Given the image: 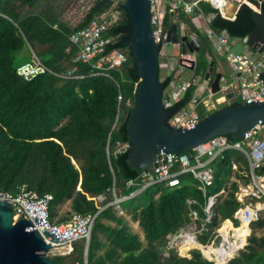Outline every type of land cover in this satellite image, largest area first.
Returning <instances> with one entry per match:
<instances>
[{
  "label": "trees",
  "instance_id": "obj_1",
  "mask_svg": "<svg viewBox=\"0 0 264 264\" xmlns=\"http://www.w3.org/2000/svg\"><path fill=\"white\" fill-rule=\"evenodd\" d=\"M106 3V0L98 2L82 22L70 27L60 20L54 6L42 5L40 0H0V191L17 195L23 186H27L39 196L53 195L54 201L50 206L52 222L57 208L68 201L72 202L73 212L96 214L99 210L94 198L106 195L110 201L113 187L118 195L128 194L127 182L140 174L139 170L130 166L128 152L112 156L110 163L106 150L119 112L121 120L112 132V147L130 142L128 121L134 105L135 87L139 82L132 51L124 46L132 35L129 31L130 19L124 7L120 6L121 21L108 32V36L117 38V42L110 45L106 52L126 50L128 62L121 70L109 71L110 77L91 75L100 71L92 64L83 63L78 65L76 74L85 75L84 79L62 80L53 75H43L27 82L17 74L18 67L31 59V54L23 58L21 53L25 50L30 52V48L51 70L66 72L78 51L71 42V36L87 28L94 18L106 12L109 8ZM200 7L206 16H212L209 27L218 35L227 32L233 39H245L256 28L252 10L246 5L241 7L235 20L223 18L206 2H201ZM261 9L264 11V1ZM171 16L170 13L165 15L166 29L173 25ZM211 51L210 41L204 38L197 53L195 77H204L210 69L214 70L216 61L211 64L208 57L213 54ZM171 82V78L164 81L165 89ZM195 90L196 86H191L175 106L179 109L188 106ZM119 96H122L121 102ZM237 104H240L239 100L225 104L221 109ZM198 112L202 120L209 116L205 114L204 107H200ZM227 137L233 140L230 135ZM234 163H243L248 168L244 155L234 151L226 152L215 163L216 181L209 195L220 192L228 184ZM181 180L182 186L178 189L156 188L148 193L150 201L147 205L140 204L146 191L124 207L125 213L132 212L131 221L142 229L145 242L130 228L126 219L128 216L119 215L113 208L103 210L93 229L89 262L214 264L212 260L205 259L199 250L191 251L192 255L187 258H179L175 254L165 257L162 254L168 235L191 223L188 199L199 201L200 206L195 208L200 217H204L206 199L198 183L192 176H184ZM244 180L246 184L250 181L247 176ZM231 188L215 206L216 217L211 229L225 220H231L235 228L241 226L235 217L241 206L235 197L239 184L233 182ZM133 211L136 213L133 214ZM262 217L251 228L264 226ZM250 234L249 230L235 247L236 254H232L231 258L246 245ZM206 239L199 241L205 244ZM200 248L202 246L195 249ZM75 249L78 250L77 245ZM101 250H104L103 254L98 255ZM84 251L85 244H82V256ZM56 262L64 264L61 260ZM228 264H264V238L251 236L246 251Z\"/></svg>",
  "mask_w": 264,
  "mask_h": 264
},
{
  "label": "built area",
  "instance_id": "obj_2",
  "mask_svg": "<svg viewBox=\"0 0 264 264\" xmlns=\"http://www.w3.org/2000/svg\"><path fill=\"white\" fill-rule=\"evenodd\" d=\"M150 3L151 12V26L156 42H161L162 47L159 54L160 68L165 71V75L161 77L162 82L167 78H174V73L177 75L185 74L186 71L192 70L193 64L196 66V59L192 62L188 60L187 53H180L182 65L185 70H177L174 64L178 61L177 58L171 56L167 57L168 61L164 64L163 58H166V47L168 31L164 27L165 12L160 0H148ZM201 2H206L211 5L221 16L227 17V10L229 7L238 6L241 8L246 5L252 8L256 5L258 0H194L191 2L185 0H177L169 13L175 16L179 9L187 15H197L198 19H204L205 15L200 7ZM122 0L117 2L116 10L114 12H104L98 17L94 18L89 26L71 36L72 44L78 49L74 58L71 61L70 67L66 72L57 73L51 70L37 55V53L30 48L31 59L29 62L20 65L17 69V74L22 79L30 82L39 76L53 75L62 80L69 79H84L85 75H77L78 65L92 64L93 67L100 72L92 73L91 75H105L109 76V71L121 70L128 62V55L123 50H114L107 53V48L117 42V38L109 37L108 32L111 28L118 25L122 19V12L120 11ZM230 19V18H228ZM235 19V18H232ZM209 41L214 49V52L225 60L232 72L236 73L234 82L228 83L225 77L221 81V89L217 95L212 93L211 81L206 80L205 76L195 77L193 74V82L182 83L176 86V82L172 81L170 86L164 91L163 104L165 108L174 107L184 96L185 92L191 87L196 86L193 98L188 106L179 110L169 118L167 124L173 129H193L200 122L201 117L198 112L200 107H204L205 114L211 115L217 112L224 104L218 103L220 97L226 99V104L239 100L240 104H254L264 103V43H256L251 45L250 38L233 39L227 32L221 35L216 34L212 30L208 31ZM242 45L247 49H242ZM257 48L254 49V46ZM211 64L212 59L209 58ZM185 61H188L186 63ZM195 68H193L194 70ZM110 77V76H109ZM182 80V77H178ZM205 79V87L200 85V82ZM209 92L208 100L205 95ZM234 94L235 97L228 100V96ZM219 96L215 103L210 102V97ZM122 96H119L121 102ZM228 102V103H227ZM130 105V102H128ZM120 122V112L112 127V132L118 128ZM112 132L107 141V157L111 163L112 156H118L129 152L131 143H118L114 148L112 147L111 139ZM234 151L243 154L248 160V168L244 173H240V180L247 176L249 182L246 184L239 183V189L235 193L237 201L241 204L235 217L239 220L241 226L235 228L231 220L222 221L218 226L211 229L215 214V206L222 196L229 192L231 183L227 184L222 190L214 195H209L210 189L214 187L216 181V167L215 163L223 157L226 152ZM157 167H153L147 172H140V174L129 180L126 184V189L129 191L126 195H118L115 187L111 190L112 199L108 201L106 195H101L94 198L97 202L98 212L96 214L82 215L76 212H71L67 222L58 224L50 220V206L54 201V196L47 194L39 196L36 192L23 186L17 195L0 191V201L9 202L13 207V220L17 222L20 219H26L33 223V230H37L47 244H51V238L46 237L45 232L51 229H57L58 235L80 228L86 229L84 233L74 236L72 238L52 242L51 249L48 253L50 258L71 256L75 251V244L83 241L87 245L90 244L95 222L99 214L107 209L113 208L119 215L125 214L123 203L137 199L151 188H163L175 190L182 186V177L192 176L198 183V188L203 193L206 204L203 208L204 217L201 218L195 206H200V203L195 198L187 200L190 209L191 223L185 228L181 229L175 234H170L167 237V252H170L175 247L180 249L179 241L190 238L199 242L201 238L206 240H214L211 244H201L200 250L204 252L206 259L212 260L214 264H228L220 263L219 256L215 252L208 254L210 248L212 251L219 249H230L235 240V231L237 229L246 227L250 230L252 224L258 222L264 214V126L258 125L254 129L248 131L242 140H230L227 136L216 137L206 144L180 155L162 152L160 159L156 161ZM235 163L233 164V168ZM245 181V180H244ZM22 197V200L18 199ZM23 201H29L41 206L45 210L46 226H40L32 215L28 207ZM227 223L231 224V230L228 235H225L224 228ZM222 241L219 245L216 241ZM230 240H233L232 242ZM85 264H92L86 257Z\"/></svg>",
  "mask_w": 264,
  "mask_h": 264
},
{
  "label": "water",
  "instance_id": "obj_3",
  "mask_svg": "<svg viewBox=\"0 0 264 264\" xmlns=\"http://www.w3.org/2000/svg\"><path fill=\"white\" fill-rule=\"evenodd\" d=\"M258 0L251 8L256 28L249 36L250 42L264 43V11ZM110 7L113 0H106ZM122 7L130 19L131 37L124 46L132 51L136 66L135 75L139 77L134 91V105L128 121V135L131 148L128 152L130 166L140 172L157 167L156 161L162 152L172 154L188 153L219 136L230 135L234 140H242L244 135L257 127L264 126V103L237 104L218 110L207 116L193 129H173L167 121L179 112V107L170 110L163 104L165 84L160 76L159 54L161 42H156L151 26L150 3L148 0H123ZM234 6L227 12L228 18H236L239 10ZM187 38H179L178 26L174 24L167 33V42L178 44ZM257 45L254 46V49ZM186 53V50L183 51ZM195 68V63L193 64ZM192 68V69H193ZM210 70L205 79L211 81L212 93L217 95L221 89L223 74L217 73L212 80ZM235 97L228 96V100ZM220 97L218 103L225 104ZM22 200V197H18ZM40 226L45 222V210L32 202L23 201ZM33 223L26 219L13 220V207L9 202L0 201V264H59L49 257L52 242H59L80 235L86 229L80 228L58 235L57 229L44 231L51 238L47 244ZM88 254V248L85 251Z\"/></svg>",
  "mask_w": 264,
  "mask_h": 264
},
{
  "label": "rangeland",
  "instance_id": "obj_4",
  "mask_svg": "<svg viewBox=\"0 0 264 264\" xmlns=\"http://www.w3.org/2000/svg\"><path fill=\"white\" fill-rule=\"evenodd\" d=\"M102 0H40V4L42 5H52L54 6V9H55V12L57 13L58 17L60 18V20L67 24L68 26L70 27H76L80 22L83 21V19L85 18V16L87 15V13L90 11V9L96 5L98 2H100ZM121 0H113V4L107 9V13L108 12H114L113 9L116 10V4L117 2H120ZM123 1V0H122ZM171 1V0H170ZM163 4L164 6L169 4V0H163ZM209 18H212V17H209V16H206L204 17V19L202 20V24L207 26V24L210 23V19ZM195 19H197V15H187L185 14L181 9H179L178 13L173 16L172 20L174 23L177 24L178 26V36L179 38H183V37H186L187 38V41L184 43L182 41H180L176 46L178 49H180L181 51L183 49L186 50V53L188 54V60H190L191 62L197 58V53L199 51V48H200V45H202V41L205 37L204 35V31H202V29H199L198 25L201 27L200 23H196L195 22ZM201 30V31H200ZM203 38V39H202ZM251 45H254V42L251 41ZM242 47H244L242 45ZM169 48V46L166 47V58L164 57L163 58V62L164 64L168 61L167 57H171L169 55L170 52H172V56L177 58L178 61L176 63H174L176 66H177V70L179 71H183L185 70V67L182 65V61H180L181 57L178 58V55L174 56L173 55V51H170L167 49ZM240 50H242V48H240ZM126 54L128 55L127 51L125 50ZM25 51H23V53L21 54H24ZM211 53H213L212 55H209L208 57L212 59V61H216V65H215V68L214 70L213 69H210V70H213L212 72V80L213 78L215 77V75L217 73H221L223 74V76L228 80L227 82L230 83V82H234L235 79H236V73L232 72V70L230 69V67L227 65V63L225 62V60L223 58H220L215 52H214V49L212 47V51ZM26 54V53H25ZM30 55V52L27 53V55ZM23 58L24 56L26 57V55H22ZM186 63H188V61H185ZM209 70V71H210ZM208 71V72H209ZM184 72V71H183ZM165 71L162 72L161 70V73H160V76L163 77L165 75ZM192 75L193 73L191 71H186L185 74H179L177 75L176 73H174V78L176 77V79H172V81L176 82V86L179 85V84H182V83H189V82H193V79H192ZM178 77H182V80H179ZM200 85L204 86V90H206V87H205V79L202 80V82H200ZM209 92H207V95H205V99L208 100V96H209ZM219 96H214V97H210V102H213L215 103L217 101ZM228 103V102H227ZM226 104V103H225ZM224 104V105H225ZM231 104V101L226 104V105H230ZM223 106V105H222ZM221 107H218L219 110H221ZM121 120V118H120ZM245 157V156H244ZM246 158V157H245ZM247 160V158H246ZM248 161V160H247ZM246 166L241 163V164H237L235 163V167L232 168V172L229 174V179L227 181V183H233V182H236L237 180L244 184L245 181L243 179H239L240 178V173H244L245 170H246ZM156 188H151L147 191L146 193V196L142 198L141 202L140 203L141 205H147L150 201V198L149 196L147 195L148 193H152L153 191H155ZM230 189L232 190V188L230 187ZM229 189V191H230ZM130 205V201H127L125 203H123V207H127ZM134 212L136 213V211H133V214ZM123 216H128L129 218H126L129 222V225L131 226L130 228L134 231V233L138 234L142 241H144V235H143V231L142 229L138 226L137 223H133L131 221V216H132V212L129 210L128 213H125ZM262 219L264 220V214H263V217ZM112 226H116V224H113ZM120 226H118L119 228ZM244 228V232H245V235L249 232L248 228L246 227H243ZM238 230V229H237ZM250 231H251V234L250 236L248 237L247 239V243L246 245L237 252V256H235L234 258L231 259V255L232 254H236V246L234 243V247L232 248L231 251L228 252V259H230V261L236 259L237 257H239L241 255V252L243 251H246V248L247 246L249 245V239L251 238V236H255L257 238H264V226L260 227V226H256L254 228H250ZM214 240H208L205 245H207L209 242V244L213 243ZM223 241V240H222ZM222 241L218 240L216 241V244L217 243H221ZM231 242L233 240H230ZM145 242V241H144ZM197 242V241H196ZM200 244H204L202 243L201 241H199ZM81 243V244H79ZM79 243H76L75 245L78 246V250L74 251V253L71 255V256H66V257H54L52 258L53 260H61L64 264H85V261H86V258L83 259V256L80 252V248L82 246V244H84L83 241H80ZM208 244V245H209ZM217 244V245H219ZM192 252H194L195 250H199L202 255L204 256V252H202L200 249H190ZM188 251V253H184L182 250H180L179 248L175 247L173 250H171L170 252H167V250H163V255L165 257H169L171 254H175L177 255L179 258H187L189 256L192 255V252L191 251ZM104 250H101L98 255H101L103 254ZM191 252V253H190ZM190 253V254H189ZM205 258V257H204ZM206 259V258H205ZM83 260V262H82ZM229 261V262H230Z\"/></svg>",
  "mask_w": 264,
  "mask_h": 264
},
{
  "label": "crops",
  "instance_id": "obj_5",
  "mask_svg": "<svg viewBox=\"0 0 264 264\" xmlns=\"http://www.w3.org/2000/svg\"><path fill=\"white\" fill-rule=\"evenodd\" d=\"M161 1V4H162V7H163V11L165 12V15L167 14V13H169V11H170V9L174 6V4H175V2L177 1V0H169V4H167V5H165L164 6V4H163V0H160ZM186 1V0H185ZM192 0H189L188 2H191ZM233 9V7H229L228 8V10H227V12L229 11V10H232ZM203 14L205 15V13L203 12ZM227 14V13H226ZM205 17H206V15H205ZM209 17H212V16H209ZM223 17V16H222ZM173 18V16H171V19ZM223 18H225V17H223ZM165 19V18H164ZM210 20H211V18H209ZM225 19H227V20H235V19H232V18H230V19H228V18H225ZM202 20L203 19H195V22L196 23H200V25H201V27L198 25V27H199V29H202V31H204V35H205V37L206 38H208V40H209V37H208V31L209 30H211V28L209 27V24H207V26H205V25H203L202 24ZM172 22H173V20H172ZM174 24H176V23H174L173 22V25ZM172 25V26H173ZM167 31L169 30V29H166ZM201 31V30H200ZM181 39V38H180ZM167 46H169V48H167L168 50H169V52L170 51H173V55L174 56H176V55H179L180 53H184L183 51L185 50V49H183L182 51L180 50V49H178L176 46H178L177 44H175V43H169ZM242 49H247L246 48V46L245 47H242ZM26 53V54H25ZM25 53L24 54H22V55H26V56H28L27 55V53H29V51L28 50H25ZM169 55L170 56H172V52H170L169 53ZM197 56V55H196ZM29 57H30V55H29ZM221 58V57H220ZM161 70H162V72H164V70H163V68L161 67L160 68V73H161ZM195 70V69H194ZM194 70L192 69V70H188V71H191L193 74L195 73L194 72ZM187 71V72H188ZM193 76V75H192ZM224 77V76H223ZM247 169V168H246ZM239 184V183H238ZM240 185V184H239ZM132 201V200H131ZM96 204H97V202H96ZM71 212H72V202L71 201H68V202H66V203H64V204H62V205H60L58 208H57V211H56V217H55V219H54V222L55 223H58V224H61V223H64L65 221L64 220H69V216H70V214H71ZM131 227V226H130ZM79 243V242H78ZM84 244H85V251H86V248H88V250H89V245H87L85 242H84ZM85 251H84V254H83V259L84 258H86V257H88V254L86 255V253H85ZM84 263V262H83Z\"/></svg>",
  "mask_w": 264,
  "mask_h": 264
},
{
  "label": "bare ground",
  "instance_id": "obj_6",
  "mask_svg": "<svg viewBox=\"0 0 264 264\" xmlns=\"http://www.w3.org/2000/svg\"><path fill=\"white\" fill-rule=\"evenodd\" d=\"M252 8H255V5H252ZM230 230H231V224L227 223L225 225V228H224L225 235H228V232ZM244 236H245L244 228H240V229L236 230L235 231V235H234V237H235L234 244L238 245L240 240H242ZM248 237H247V239H248ZM178 243H179V246H180V250H182V251L184 250L183 252L185 254L188 253V251L190 249L193 250L196 247L201 246L200 242H198V241L196 242V240H192L190 238H186L185 240H180ZM234 244L230 247V249H219V250H216V251L215 250L212 251L213 248H210L208 253L209 254H211V252L217 253V255L219 256L218 261H220V263H225V262L230 260V259L227 260L228 259V252L232 250V248L234 247Z\"/></svg>",
  "mask_w": 264,
  "mask_h": 264
},
{
  "label": "flooded vegetation",
  "instance_id": "obj_7",
  "mask_svg": "<svg viewBox=\"0 0 264 264\" xmlns=\"http://www.w3.org/2000/svg\"><path fill=\"white\" fill-rule=\"evenodd\" d=\"M256 43H257V42H256ZM256 43H255V44H256Z\"/></svg>",
  "mask_w": 264,
  "mask_h": 264
}]
</instances>
